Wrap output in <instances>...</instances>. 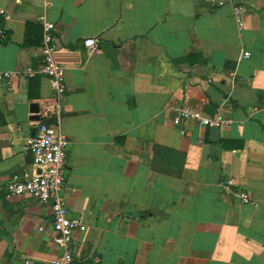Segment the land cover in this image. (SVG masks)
Returning a JSON list of instances; mask_svg holds the SVG:
<instances>
[{
    "label": "crops",
    "instance_id": "crops-1",
    "mask_svg": "<svg viewBox=\"0 0 264 264\" xmlns=\"http://www.w3.org/2000/svg\"><path fill=\"white\" fill-rule=\"evenodd\" d=\"M41 16L65 72L61 197L86 225L72 264H264V0H0V72L42 64ZM51 101L46 77L0 81V264L60 255L50 204L6 190L33 171L22 146ZM182 104L222 108L217 142L173 124ZM228 177L251 204L221 193Z\"/></svg>",
    "mask_w": 264,
    "mask_h": 264
},
{
    "label": "built area",
    "instance_id": "built-area-1",
    "mask_svg": "<svg viewBox=\"0 0 264 264\" xmlns=\"http://www.w3.org/2000/svg\"><path fill=\"white\" fill-rule=\"evenodd\" d=\"M47 6L51 4L48 3ZM242 11L241 6H233V17L239 29L244 25L241 18ZM38 24L41 27L42 64L37 68L26 67L23 70L0 72V81L11 87L14 81L27 80L36 76L46 77L52 91V101L49 105L40 108L35 130L24 140L22 146V152L31 157L33 171L13 175L6 185V190L12 196L30 197L40 204H50L53 240L60 255L49 264H72L74 234L84 233L86 225L81 219L69 215L66 203L61 197V190L66 182L65 159L69 146L60 128L66 94L63 82L65 72L53 55L54 24L48 22L43 16L38 19ZM83 45L89 54L100 52L95 39H85ZM244 56L248 57L249 53H245ZM188 123L202 128H220L227 125L229 121L223 118L222 108L215 115L208 116L182 104L177 108L173 124L179 126ZM219 188L223 195L234 197L243 205L251 204L247 191L242 189L233 178L222 179Z\"/></svg>",
    "mask_w": 264,
    "mask_h": 264
},
{
    "label": "trees",
    "instance_id": "trees-1",
    "mask_svg": "<svg viewBox=\"0 0 264 264\" xmlns=\"http://www.w3.org/2000/svg\"><path fill=\"white\" fill-rule=\"evenodd\" d=\"M1 21H0V25H1ZM29 28H31V26H29L28 27V29ZM38 29H37V33H38V35H37V40H38V42H40V40H41V28L40 27H37ZM30 30H28V36L26 37V39H25V42H24V44L25 45H30V44H34L35 42H34V39L33 38H31V36L29 35V32ZM39 36V37H38ZM158 151V152H157ZM159 151H163V149L162 148H155L154 149V155H157V154H159Z\"/></svg>",
    "mask_w": 264,
    "mask_h": 264
},
{
    "label": "water",
    "instance_id": "water-1",
    "mask_svg": "<svg viewBox=\"0 0 264 264\" xmlns=\"http://www.w3.org/2000/svg\"><path fill=\"white\" fill-rule=\"evenodd\" d=\"M37 112H38V105L36 104L31 105V113L37 114ZM35 118H37L36 115ZM210 133H211L212 141L217 142L219 138L220 128L212 127L210 128Z\"/></svg>",
    "mask_w": 264,
    "mask_h": 264
}]
</instances>
